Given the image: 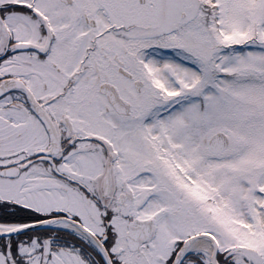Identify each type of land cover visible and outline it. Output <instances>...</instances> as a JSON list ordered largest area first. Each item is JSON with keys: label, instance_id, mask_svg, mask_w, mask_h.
<instances>
[{"label": "snow or ice", "instance_id": "1", "mask_svg": "<svg viewBox=\"0 0 264 264\" xmlns=\"http://www.w3.org/2000/svg\"><path fill=\"white\" fill-rule=\"evenodd\" d=\"M0 264H264V0H0Z\"/></svg>", "mask_w": 264, "mask_h": 264}]
</instances>
